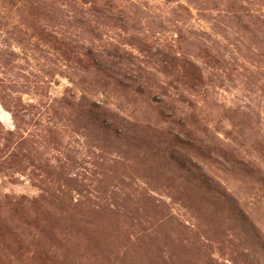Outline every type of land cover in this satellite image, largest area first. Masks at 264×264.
<instances>
[{
  "label": "rangeland",
  "instance_id": "obj_1",
  "mask_svg": "<svg viewBox=\"0 0 264 264\" xmlns=\"http://www.w3.org/2000/svg\"><path fill=\"white\" fill-rule=\"evenodd\" d=\"M0 264H264V0H0Z\"/></svg>",
  "mask_w": 264,
  "mask_h": 264
}]
</instances>
